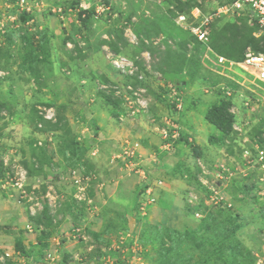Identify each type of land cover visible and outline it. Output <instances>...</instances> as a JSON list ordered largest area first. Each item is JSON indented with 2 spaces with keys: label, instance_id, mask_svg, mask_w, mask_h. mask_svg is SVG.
Returning a JSON list of instances; mask_svg holds the SVG:
<instances>
[{
  "label": "rangeland",
  "instance_id": "obj_1",
  "mask_svg": "<svg viewBox=\"0 0 264 264\" xmlns=\"http://www.w3.org/2000/svg\"><path fill=\"white\" fill-rule=\"evenodd\" d=\"M18 1L0 0V18L24 13L15 6ZM24 1L31 8L28 14L32 21L22 25L6 20V32L0 35V71L5 73L0 78V162L7 161V169L1 167L0 177L11 173L16 166L23 167L27 173L23 188L26 198H21L22 195L12 188L0 187V264H21L17 261L19 258H24L25 264H38L46 254L53 257L52 264H201L206 250L197 249L198 235L189 238L178 235L170 240L155 233L153 225L146 223L144 218H137L142 182L136 169L125 167L127 159L121 156L124 146L136 145V158L140 159L143 176L148 177L147 171H159L164 181L163 169L155 168L162 160L176 157L177 151L186 150L184 145L193 146L194 140L187 144L176 143L165 152L160 150V138L159 153L153 151V156L148 157L152 161L150 166L155 168H147L141 154V140L136 135L129 136V131L149 127L155 129L158 136L159 129L165 126V118L170 117L176 120L181 133L191 132L196 136L203 150L199 155L183 151L186 157L176 167L179 177L195 176L198 172L195 158L209 169H215L220 163L238 167L236 178L229 181L226 189L232 203L229 209L232 226L225 228L220 221H214L210 230L201 235L220 240L223 234L232 231L228 246L221 250L224 258L230 264H264V179L260 181L257 167L247 164L242 157L243 150L251 151L254 143L264 148V102L252 100L248 106L241 102L238 93L248 96L249 89L257 91L245 73L237 68L214 65L212 56L205 57L204 51L201 61L209 72L206 80L196 79L189 87H182L180 80L169 81L179 87L181 93L182 109L177 113L167 103L165 84L156 70L159 52L164 48L162 38L138 37V46L126 42L118 54L132 59L143 51L150 53L151 69L145 72L143 84L152 103L146 114L119 123L121 100L101 87L122 88L126 84L135 87L137 83L123 78L109 66L106 55L112 52L105 43L109 41L107 33L115 28L123 32L126 27L132 29L138 19L163 16L169 9L174 11V0ZM71 2L90 4L94 10L99 5L109 10L92 19L88 32H84L76 13L74 16L64 14L61 19L48 11L52 6L47 4L62 6ZM226 2L197 1V6L203 14H210ZM8 4H12L11 7L5 6ZM62 7L64 13L67 7L79 10L77 5ZM246 13L247 9L231 10L219 17L216 28ZM63 22H67L66 27L61 26ZM39 46L48 56L38 52ZM150 46L153 52L147 49ZM86 51H96L101 61L100 73L84 71L80 74V68L59 66L60 62L67 64V56L82 60ZM233 80L243 87H235ZM220 85L232 90V96L224 97L218 89ZM82 89L84 92L79 95ZM99 93L107 95L114 105H107ZM222 100L230 101L236 108L235 122L242 126V133L223 136L204 120L209 108ZM48 108L53 109L55 119L44 125L40 113ZM104 127H111L124 137L116 141L111 139L108 144L105 134L97 133ZM72 170L90 178L86 196L92 200L91 206L73 199L74 189L69 178ZM242 173L247 174L246 177H242ZM162 180L156 179L154 183H162ZM164 201L169 202L158 196L154 204L161 207ZM177 207L176 204L175 209ZM43 208H47L51 219L47 227L41 221ZM205 208L209 210L206 218L215 212L210 211L211 207ZM199 209L202 218L200 205ZM190 210L186 207L190 217L184 219L180 228H174L178 233H197L203 224ZM135 221L140 222L137 229ZM166 222H162L163 227L155 226L167 228ZM127 240L131 243L122 248L121 244ZM16 242L26 248L30 259L15 252ZM5 254L10 257L4 259ZM206 264L223 263L212 258Z\"/></svg>",
  "mask_w": 264,
  "mask_h": 264
},
{
  "label": "built area",
  "instance_id": "obj_2",
  "mask_svg": "<svg viewBox=\"0 0 264 264\" xmlns=\"http://www.w3.org/2000/svg\"><path fill=\"white\" fill-rule=\"evenodd\" d=\"M9 2V0H5ZM12 4H8L11 7ZM15 6L21 9L24 13H30V9L24 0H19ZM247 9V12L251 14L256 20L260 33L264 34V0H233L230 5L220 6L214 12L210 14H203L198 7H195L191 12L186 14L176 13L173 19L174 24L182 31L188 32L193 38H195L205 48V57L211 55L213 58V64L217 66H224L228 69L237 68L249 79L251 86L255 87L257 91L248 90V96L239 94L241 102L244 106H248L252 102H264V54L254 53L251 49H246L244 53V59L241 62H234L227 60L221 56H217L212 53L209 48V36H210V24L214 19L227 15L231 10L235 12L243 11ZM109 7L96 6L93 14V19H97L100 12L108 11ZM51 13L59 16L62 19L64 9L61 6H53L50 10ZM17 14L13 17H7V19L0 18V35H4L6 32V20L11 22L17 21ZM123 37L125 41L131 46H138L140 43L139 38L134 34L130 27H126L123 30ZM148 44L146 40L142 41ZM106 59L109 66L125 79L133 80L137 83L134 87L131 84H126L122 88L119 86H102L101 89L106 93H112L114 96L121 100L120 112L117 117L119 123H123L127 118L135 117L138 115L146 114L152 103L151 98L146 95V89L144 87V75L145 72H150L151 69V56L148 51L141 52L135 58H128L122 54L107 53ZM5 76V73L0 71V78ZM235 85L243 87V85L236 80H233ZM167 92V103L173 104L174 111L179 113L182 109V98L180 91L172 83L165 84ZM224 97L229 98L232 96L233 91L224 85L218 86ZM230 114L236 116L237 111L234 106L229 109ZM46 122H52L55 119V114L52 108L43 109L40 113ZM170 117L165 118V126L158 131L161 138V151L169 152L173 145L176 143H191L192 138L186 136V141H182L183 133L180 132V127L176 125V120ZM233 133H242V126L236 122L232 125ZM246 140H243L245 143ZM251 151L244 149L242 152L243 160L254 167H257L261 173L260 181L264 179V149L259 147L257 143H254ZM137 146H124L122 154L126 160L125 167L136 169V173L144 175L143 168L141 169L140 159L136 158ZM170 148V149H169ZM253 152V153H252ZM4 170L7 169V161L1 160ZM197 167V182L199 185V191L189 189L186 191L184 199L185 202L192 210L193 217L201 218L200 207H211L230 209L232 203L226 195V189L230 180L235 179L238 174V167L234 165H226L220 163L216 165L215 169H209L201 160L195 161ZM243 172V171H242ZM247 174L242 173V177H246ZM26 170L21 166H16L11 173H5L0 177V187L2 189L12 188L19 192L21 198H26L24 193V186L26 182ZM70 181L74 189L72 195L76 202H83L88 206H91L92 200L86 196V192L89 189L90 178L79 174L78 171H70ZM157 185H161L158 181ZM155 183H149L146 185L145 190L139 196L137 207V218H145L148 208L155 203V199L152 197V192ZM201 190V193L199 194ZM52 199V198H51ZM28 200H31L28 197ZM37 206V204H36ZM74 232H78L75 230ZM84 238L83 236H81ZM9 254L4 255L5 258H9ZM53 257L50 254H46L43 261L38 264H52Z\"/></svg>",
  "mask_w": 264,
  "mask_h": 264
},
{
  "label": "trees",
  "instance_id": "obj_3",
  "mask_svg": "<svg viewBox=\"0 0 264 264\" xmlns=\"http://www.w3.org/2000/svg\"><path fill=\"white\" fill-rule=\"evenodd\" d=\"M197 1L205 2L209 0H174V11L169 9L163 16H156L151 19L141 18L132 24L133 32L137 37H145L147 39L162 38L164 48L159 52L156 70L161 74L164 84L169 83V81L176 82L180 80L182 87H189L194 84L196 79L206 80L208 78L209 72L201 61V56L205 48L188 32L182 31L173 22L176 13L188 15L193 8L198 7ZM232 2L233 0H227L223 6L230 5ZM69 4L73 7L78 3L71 2ZM93 14L94 11L90 10H81L78 12L77 19L81 30L84 32H88ZM130 17L128 16V19ZM31 19L30 14H17V21L22 25L30 22ZM219 19H215L210 24L209 48L213 54L234 62H241L248 48L254 53L264 54V34L260 33L256 20L250 13L247 12L242 17L235 18L234 21L223 22L216 28V24L219 22L217 20ZM212 26L213 28L211 29ZM108 36L110 40L105 42L106 45L112 53L118 54L121 47L126 45L122 30L112 29L108 32ZM169 41L172 43L171 45L168 43ZM147 49L151 52L154 51V48L151 46ZM37 50L42 56L47 54V51L43 47L41 48L39 46ZM233 85L237 87L235 84ZM176 88L179 90V87ZM99 97L103 98L107 105H114L107 95L99 93ZM170 106L173 107L174 105L170 104ZM231 106L230 101H219L209 108L204 117L205 121L223 136L233 134L232 125L235 122V117L229 112ZM43 123L44 125L49 124L46 121H43ZM182 141H186V137L183 136ZM192 149L195 155H199L194 147ZM1 167L2 163L0 162V175ZM206 209L202 207L203 216L201 220L203 224L197 233H178L174 228H157V225H153L151 228L154 229L155 233L157 231L170 240L178 235L186 236L187 238L198 235L200 242L197 244V249L206 250L200 260L201 264L208 263L212 258L219 260L223 264H230L224 258L221 250L228 246V242L234 233L228 231L223 234L220 240H210L208 235H201V233H206L210 230L211 223H214V221H220L221 225H225V228L232 226V216L229 214L230 210L211 208L210 211L213 210L215 212L206 218L209 211ZM41 221L46 227L48 225L50 226L51 219L47 208H43L41 212ZM221 228L223 229L224 227ZM14 249L16 253L29 257L26 248L20 242L15 243Z\"/></svg>",
  "mask_w": 264,
  "mask_h": 264
},
{
  "label": "crops",
  "instance_id": "obj_4",
  "mask_svg": "<svg viewBox=\"0 0 264 264\" xmlns=\"http://www.w3.org/2000/svg\"><path fill=\"white\" fill-rule=\"evenodd\" d=\"M47 5L49 7H51V6L53 7V5H51V4H47ZM66 5L70 6V4H62V6H66ZM5 6L7 8L9 7L8 5H5ZM57 6H60V5H57ZM77 6H78L79 10H76V9L74 10V9L67 7L66 13H64L65 16L66 15L67 16L68 15L74 16L75 13L77 16L78 12L81 10L94 11V8L92 9L90 7V4H77ZM70 7H72V6H70ZM51 8L48 9L49 12H50ZM75 11H77V12H75ZM64 12H65V9H64ZM77 22H78V19H77ZM66 23L67 22H63L61 24V26L66 27ZM68 28H69V26H68ZM68 28H67V30H68ZM66 36H69V34H66ZM107 36H108V33H107ZM63 41H66V38ZM84 52H82V53H84ZM95 52L96 51H88V52L86 51V55L85 56L82 55V57H84V58H82V60L77 59V58L76 59L72 58V56H67V58H66L67 64L60 62L59 66L71 67V68H80V70L78 69L80 74H82L84 71H88V72L92 71V72L100 73L99 69L101 67V61H99L100 59H99L97 53H95ZM64 60H65V58H64ZM73 74H75V73H73ZM76 87H78V86L76 85ZM83 92H84L83 89H82V91L80 90L79 95L83 94ZM68 103H70V101L67 102L66 104H68ZM111 118H113V117H111ZM104 119H106V122L108 123L107 118H104ZM103 125L104 124H101V127H103ZM110 125H111V123H110ZM209 125L210 124H208V126ZM210 126H212V125H210ZM154 131H155V129L152 130L149 127L137 128L136 131H134V129L129 131V136L136 135V137L141 140V143H140L141 144L140 145L141 150H142L141 154L144 156L143 159H144V163H145L147 168L148 167L155 168V166H150L152 161L148 157L153 156L152 154L155 153L153 151L158 152L157 146H159V142H160L159 135L157 136ZM215 131L218 133V131L216 129H215ZM97 133L105 134V137H107L106 139H109L108 144H111V139L116 141L120 137L123 136V134H117V130L112 129L111 127H106L105 129L101 128L100 130L97 131ZM192 133H193V131H192ZM212 134H214V133H212ZM183 135H184V137L190 136V137H192V140H194L193 146L184 145L186 147V150L185 149L183 150L185 153H191L193 155L194 154V151L192 149L193 147L196 149V152H198V154H200V152L203 151V150H201L202 146L199 145V141H198V138L196 136L193 137L191 132H188L187 134H183ZM125 136H126V134H125ZM215 136H217V134H215ZM185 144H187V143H185ZM188 148L190 151L188 150ZM183 151H181V150L177 151V156L174 158H168V160H162L160 162L161 164H159L155 168V170L163 169V173L166 176V179L164 180L165 183L162 180L163 178L159 177L162 174V173L160 174L159 171L158 172L156 171L155 173L153 172L154 174L152 172L147 171L146 172L147 176H148L147 178L141 174H139L140 176H137L142 182L140 189H139L140 195L145 190L147 184H149V183L154 184V182H156V179L162 180L163 182L161 183L160 186L155 185L153 192H152V197L154 199H157V201H158V196H162L169 201L166 203L164 201L160 205L161 207H158L157 204L151 205L148 208V211H147L145 218L143 219L146 223H149L151 225L162 226V222H166V220H167V222L165 223V225L167 224L166 225L167 227L177 229V228H180V226L183 224L184 219L186 220L187 217L188 218L190 217V215L186 211V207L188 208V206H187L183 196L187 190L193 189V187L195 189H199V185H198V182L196 179L197 172L195 173V176H192L190 178H187V176H183L181 178V176L179 177L178 174L176 173V167L178 166L179 163H183V161H184L183 159L186 157V155ZM150 152H153V153H150ZM195 159L197 160L199 158H195ZM152 177L156 178V179L152 181L151 180ZM178 191H179V194L178 193L176 194L175 192H178ZM176 204L178 205L177 209H175ZM191 212H192V210H190V213ZM135 223H136L135 229H137V224H139L140 222L135 221ZM35 243L36 242H34V244ZM129 243H131V240H127L126 242H123L121 244V247L125 248V247L129 246ZM26 259H30V258L27 257ZM17 261H18V263L25 264L24 258H19V259H17Z\"/></svg>",
  "mask_w": 264,
  "mask_h": 264
}]
</instances>
